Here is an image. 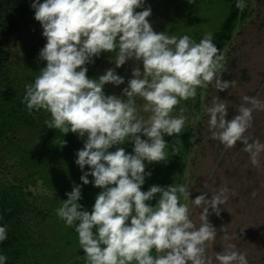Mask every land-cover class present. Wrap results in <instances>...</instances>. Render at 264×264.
Returning a JSON list of instances; mask_svg holds the SVG:
<instances>
[{"label":"clouds","instance_id":"9594fccd","mask_svg":"<svg viewBox=\"0 0 264 264\" xmlns=\"http://www.w3.org/2000/svg\"><path fill=\"white\" fill-rule=\"evenodd\" d=\"M143 7L144 0H33L31 4L46 38L39 52L46 66L25 86L22 103L30 114L41 109L48 112L47 128L87 136L75 163L83 173V185L90 183L91 176L94 186L103 189L89 212L78 203L81 185L73 184L56 214L78 234L87 264H248L247 253L235 244L212 256L206 254L217 236L208 217L220 215L219 205L229 199L226 186L211 190L210 199L206 198L209 190L190 199L187 187L175 183L141 190L145 176L151 175L145 172L144 162L165 161L169 146L174 153L182 147L179 139L169 143L164 138L178 136L188 120L183 115L186 108L173 116L174 108L182 100H194L198 88L214 83L220 92L236 84L222 79L228 72L227 61L213 43V33H205L196 42L189 35L177 38L154 31L148 20L150 6L136 11ZM235 7L243 11L247 4L237 0ZM102 52L116 53L111 58L115 68L91 79L85 65L94 63L93 58ZM129 60L142 62V70L133 68V78L121 96L106 95V84L125 82L115 69ZM137 97L144 101L139 107ZM242 101L238 114L228 119V101L213 98L205 109L211 138L225 148L239 141L250 164L264 170V142L246 135L253 113L264 111V100L243 96ZM198 120L197 116L192 122ZM128 141L134 144V154L123 147L109 151ZM85 166L91 170L85 172ZM204 187L209 189L207 183ZM157 194L154 206L146 203ZM258 194L253 191L251 196ZM181 198L200 210L198 227ZM6 239V226H0V243ZM7 261L0 254V264Z\"/></svg>","mask_w":264,"mask_h":264},{"label":"trees","instance_id":"16d2710c","mask_svg":"<svg viewBox=\"0 0 264 264\" xmlns=\"http://www.w3.org/2000/svg\"><path fill=\"white\" fill-rule=\"evenodd\" d=\"M43 3V0H40ZM237 0H179L181 13L170 26L177 38L189 35L199 42L205 33H213V43L223 53L232 36L249 17L251 3L240 11L235 7ZM33 0H0V226H6L7 239L0 243V254L8 257L7 264H87L84 252L78 243L74 228L66 227L56 209L66 193L72 191L73 184L81 185L82 198L78 203L91 212L95 198L103 189L95 187L93 177L83 185V174L75 163L76 153L84 146L87 136L80 137L69 131L66 135L60 130L49 129L45 121L51 119L45 110L29 113L22 103L25 86L33 83L46 61L39 59V52L46 44L42 26L35 20ZM31 32L33 38L29 54L20 65L11 60L5 48L8 39ZM115 52H102L94 57L97 62L111 60ZM87 76L98 79L95 71L87 68ZM79 70V69H78ZM106 95H114L104 86ZM203 88L197 89L196 98L182 100L186 106L195 105L198 110ZM146 139V137H141ZM166 142L175 139L182 142L180 151L174 153L171 146L166 149L167 158L158 163L145 161V176L142 191L150 186L182 184L192 149L194 129L184 126L181 133L165 135ZM123 147L134 154V144L128 141L114 145L109 151ZM85 166L84 171H90ZM37 183L55 195L38 196L32 188ZM157 197L146 202L155 205ZM54 200L55 205L50 203ZM182 202V201H181ZM155 255V251L153 250ZM68 256V257H67Z\"/></svg>","mask_w":264,"mask_h":264},{"label":"rangeland","instance_id":"374dc122","mask_svg":"<svg viewBox=\"0 0 264 264\" xmlns=\"http://www.w3.org/2000/svg\"><path fill=\"white\" fill-rule=\"evenodd\" d=\"M249 1L251 3L249 17L239 26L222 53L226 57L228 69V72L222 74V79L234 80L235 86L219 92L214 83L209 84L202 90L198 110L194 104L186 106L181 101L174 108L172 115L179 116L180 109L186 108L187 111L183 115L187 116L188 120L184 126L191 125L194 129L192 149L182 182V185L191 192L190 199H195L208 190L206 198L210 199L211 190L221 186H226L230 190L227 202L219 205L220 215L211 213L208 217L209 222L217 230V236L206 249V254L212 256L214 252H221L228 245L235 244L237 250L247 253L248 264H264V170H258L250 164L248 153L242 151L243 145L239 141L235 147L225 148L218 140L212 139L208 125L209 116L205 111L213 98L219 96L221 100L228 101L227 118L231 119L238 114L243 96L259 97L264 100V0ZM149 6L151 16L148 20L153 30L172 36L170 26L181 13L179 0H144V7L136 11H142ZM32 39L36 37L33 38L31 32L8 39L4 45L10 52L9 58L18 60L20 65L23 64L29 54ZM93 59L94 63H89L85 67L95 71L98 77L108 68H115L112 59L100 62ZM135 67L142 70V62L129 60L115 69L125 82L119 86L106 84L114 95L118 97L122 95L128 80L133 78L132 70ZM136 101L138 107L144 103L139 97ZM142 115L147 118L148 114ZM197 116L199 120L193 123V118ZM246 135L264 142V111L253 113V125ZM205 183L209 185V189L204 187ZM32 190L38 196H50L53 199L55 197L40 183ZM253 191L259 193L255 198L251 196ZM233 192L237 195H231ZM181 201L188 204L190 218L198 227L200 210L194 207L190 200L184 201L181 198ZM50 203L55 205L54 200ZM209 211L211 212V209Z\"/></svg>","mask_w":264,"mask_h":264}]
</instances>
